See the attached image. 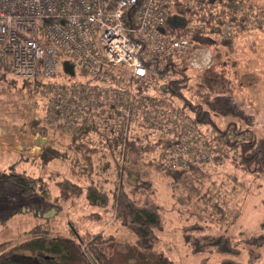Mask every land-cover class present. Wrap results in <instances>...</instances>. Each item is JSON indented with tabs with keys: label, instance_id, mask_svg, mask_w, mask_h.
Instances as JSON below:
<instances>
[{
	"label": "rangeland",
	"instance_id": "rangeland-1",
	"mask_svg": "<svg viewBox=\"0 0 264 264\" xmlns=\"http://www.w3.org/2000/svg\"><path fill=\"white\" fill-rule=\"evenodd\" d=\"M256 1L261 3L263 0ZM239 3L241 7L248 6L242 1ZM256 8V15L259 21L262 20L259 23L264 24V7L258 5ZM255 28L257 27H253ZM252 38V42L235 40V53L221 56L227 61H241L253 73H257V78L253 74L249 78H243L248 82L257 80L243 90L256 104L264 92V28H257ZM220 50L224 53V48L220 47ZM247 55L251 59L246 61ZM212 60L213 64V53ZM173 62L180 66L175 56ZM194 70H185L190 83L194 80ZM74 77L78 78L77 68ZM74 77L63 75V79ZM168 77L176 79L179 72L168 69ZM12 79L9 75L0 77V171L16 173L28 180V185L22 186L8 176L7 179L0 178V251L16 256L15 258L19 254L32 256L34 252L15 245L30 238L31 231L33 234L37 230L42 233L43 228L50 230L52 234L70 236L76 230L85 245L98 235L103 240L111 238L113 243L104 248L107 255L114 252L116 243H134L135 234L116 216V199L123 189L128 194V199L144 202L148 197L153 198L159 207L162 226L155 230L158 238L152 249L154 253L164 255L170 264H200L202 259L206 260V264H222L224 260L227 264H264V245L252 247L247 243L252 236L264 232V123L259 125L254 120L246 122L244 120L250 114L239 117L240 107L224 109L223 101L216 105L217 102L213 100L206 105L211 119L218 124L234 121L237 125L242 123V129L246 127L247 133L253 137V150L257 156L250 169L244 163H238L240 148L237 150L233 142L239 144L241 141L237 142L238 136L230 129L224 132L226 145L220 151L213 136L205 133L215 149L208 163L200 166L201 170L188 169L178 176L158 170L155 165L161 161L167 168L177 167L171 166L172 161L165 162L166 157L156 148L134 158V164L140 166V176L132 171L129 174L131 186L128 187L122 183V167L126 163V155L124 158L121 155H111L112 157H108L111 167L103 170L98 167L107 157L94 155L93 161L97 169L90 171L91 175L87 176L85 172L88 170L80 167L85 159L81 162L75 153L64 151L68 136L57 130L46 133L44 144L55 147L58 155L42 164L39 158L42 145L39 144L35 151L31 143L44 135L41 125H44L47 99L39 83L34 85L21 79ZM171 95L181 103L179 96ZM154 134L151 131L150 136ZM1 135L11 143H3L2 138H5ZM238 153L236 157L233 155ZM220 156L219 160H215L214 157ZM61 176L81 185L82 193L78 194L77 190H72L69 186H62L61 189L57 183ZM91 179L107 192L108 199L105 203H91L87 198L86 185ZM137 184H140L138 189L132 187ZM32 185L33 193L30 196L27 192ZM64 189L68 191V195L64 194ZM148 192L152 194H147ZM207 235L229 237L236 253L220 254L213 249L193 251L184 241V236L202 241ZM44 254L48 255L47 252ZM136 257L135 254L125 258L121 256L120 260L137 264L139 258Z\"/></svg>",
	"mask_w": 264,
	"mask_h": 264
},
{
	"label": "built area",
	"instance_id": "built-area-1",
	"mask_svg": "<svg viewBox=\"0 0 264 264\" xmlns=\"http://www.w3.org/2000/svg\"><path fill=\"white\" fill-rule=\"evenodd\" d=\"M256 9L239 0H0V77L39 83L44 124L78 143L178 129L180 139L159 146L164 161L209 160L215 147L169 96L161 64L175 56L209 68L211 40L260 24Z\"/></svg>",
	"mask_w": 264,
	"mask_h": 264
},
{
	"label": "trees",
	"instance_id": "trees-1",
	"mask_svg": "<svg viewBox=\"0 0 264 264\" xmlns=\"http://www.w3.org/2000/svg\"><path fill=\"white\" fill-rule=\"evenodd\" d=\"M239 1L244 2L248 6H254L257 4L256 7L258 5L264 7V0L261 3H258L256 0ZM183 16L189 17L188 12L183 13ZM261 25L264 24L260 23L255 27H257L258 30H262L264 26L260 27ZM257 28L242 29L239 33L237 32L233 34L231 38L229 37L221 40L210 39L212 53L215 56V62L207 69L194 70V80H192L191 83L188 81L189 75L185 72V70L189 69L190 67L184 61L178 60L180 65L178 66L173 62V58L170 57L168 58V61L161 64V69L165 67V69H172L173 71L179 72L178 78L169 79L168 90V94L171 96V98L172 93L176 94L182 99L181 103H178L172 98V100L175 101L177 107L183 108L187 112H191L192 123L196 127H199L201 131H205L204 134L206 133L209 136L212 135L214 140L218 141L221 137L226 135V133H224L225 131L232 129V133L238 136L237 142L241 141L239 144L231 141L234 143L233 146H235L237 150L240 148V156L237 158L238 163H244L248 169H250V166L256 161L255 159L257 156V153L253 150V137L247 133L246 127L242 129V123L241 125L240 123L237 125L235 122L218 124L209 116V111L206 109V105L207 103H211L213 100L217 102L216 105L218 102L223 101L222 108L224 107V109L240 107L241 112L238 113L239 117H242L245 114H250V116L245 118L244 121L248 122L254 120L259 125L264 123V92L256 104H254L250 96L246 95L247 93L243 92L245 87L253 84L254 81L248 82L243 78H249L252 74L257 78V73H253V71H251L245 64L241 63V61L236 63L233 61V59L229 60L230 62L226 59H223V56L227 55L228 53H235L236 49L233 46L235 40L252 42V36ZM220 47L224 48V53L221 52ZM221 54L223 56H221ZM220 56L221 58H219ZM245 57L246 61L248 58L251 59L249 55ZM5 75L8 76L7 73L2 76L5 77ZM12 80L15 81V79ZM23 81H27L28 83H32L34 85L36 84V82L32 80L24 79ZM41 128L42 133L45 135L49 130H54L48 127L46 124L41 125ZM67 136L68 140L66 141V149L64 151L75 153L78 160L80 159L81 162L82 159H85L83 164L80 163L82 164L80 167L88 170L85 172L87 176L91 175L90 171L94 172L96 169V166L94 165L95 163L93 161L94 155H103L104 157H107L98 167V169L100 168L102 170L111 167L109 164L110 161L108 160V157H112L111 155H121L123 158L125 157L124 155H126V163H123L122 167V183L128 187L131 186L129 174H131L132 171L140 176V166L137 167L134 164L136 162V159L134 161V158H138L144 154L150 153L149 151L154 148L159 149V146L162 148L169 146L170 144L175 143L177 139L181 138L180 131H178V129L172 130L170 132H166L164 130L158 131V133L148 136L146 137L147 139L145 138L143 140L129 139L123 141L119 134H115L112 138H108L106 140L104 139L100 145L101 147H96L89 142L78 143L74 136ZM118 147L122 150V153L120 149L117 150ZM57 155L58 150L51 144H43L41 146L39 158L42 164L47 163ZM233 155L236 157L239 155V153ZM214 158L215 160H219L221 156ZM199 160L201 161L199 162ZM208 161L209 160H205L203 158L197 160L195 158L188 162L186 161L175 169L167 168L162 163V161L157 162L155 166L158 168V170H165L173 176H176V174L178 176V174L182 175V172L188 169L201 170L202 168L200 166L204 163H208ZM11 166L12 164L10 167ZM53 175H55V173ZM7 176L13 180H16V182L22 186L28 185V180H25L24 177L17 175L14 172L10 171L7 173L0 171V178L7 179ZM60 178L61 179H59L57 183H59L61 189L62 186L63 188H67L69 186L72 188V190H77L78 194L82 193L83 189L81 185L70 181L65 176H61ZM132 187L138 189L140 184ZM32 191L33 185L30 186V190L27 192V195L31 196L33 193ZM119 193V198L116 199L118 208V213L116 216L121 220L123 225L128 227V229L135 234L136 239L134 243H116L114 252L110 255H107L106 251H104V248L106 245H111L113 243L111 238H105V240H103L102 237L98 235L85 245L83 238L79 235V233H77L76 230L74 231L73 235L70 236L52 234L50 230L43 228L42 233L37 230V233L33 234V231H31L32 236L19 245H15V247L32 251L34 254H44L47 252L49 255L48 258H50L51 255L57 257L56 261L48 260L46 264H129L125 261L121 262L120 257H130V255L133 254L137 256L136 258H139L138 261H136L137 264H170V261L164 255L154 253L152 249L155 240L158 238L155 235V230L162 226L161 211L154 202L153 198L148 197L144 199V202H139L137 200L132 201L128 199V194H126L123 189H121ZM64 194L68 195V191H65V189ZM85 194L91 203L97 202L101 204L105 203L108 199V194L105 189L97 186V184L92 179L86 185ZM147 194H152V192H148ZM187 237L184 236V241L193 251L213 249L220 254L236 253L234 251L235 248L233 243H231L230 238L227 236L207 235L202 238V241L198 239H188ZM247 243L252 247L263 246L264 232L256 236H252L247 240ZM81 245L86 247L83 248ZM250 250L253 251L251 247ZM250 250L249 255L252 254ZM29 256L31 255L19 254L17 259L19 260L20 258H28ZM15 257L6 253L5 251H0V264H23L21 261H15ZM200 264H206V260L202 259ZM222 264H227V261L224 260Z\"/></svg>",
	"mask_w": 264,
	"mask_h": 264
},
{
	"label": "flooded vegetation",
	"instance_id": "flooded-vegetation-1",
	"mask_svg": "<svg viewBox=\"0 0 264 264\" xmlns=\"http://www.w3.org/2000/svg\"><path fill=\"white\" fill-rule=\"evenodd\" d=\"M235 122V121H234ZM49 255H45V254H34L32 256H29L28 258H20L19 260L17 258H15V261H21V263L23 264H46V262L48 260L51 261H56L57 257L54 256H50V258H48Z\"/></svg>",
	"mask_w": 264,
	"mask_h": 264
},
{
	"label": "crops",
	"instance_id": "crops-1",
	"mask_svg": "<svg viewBox=\"0 0 264 264\" xmlns=\"http://www.w3.org/2000/svg\"><path fill=\"white\" fill-rule=\"evenodd\" d=\"M1 136H3V135H1ZM3 137L5 138V139L2 138V141L4 140L3 143H11V141H9L7 137H5V136H3ZM45 141H46V136L44 134L42 137H40V139H37V138L34 139L31 143V147L33 148V150L36 151L37 146H39V144L43 145L45 143Z\"/></svg>",
	"mask_w": 264,
	"mask_h": 264
},
{
	"label": "water",
	"instance_id": "water-1",
	"mask_svg": "<svg viewBox=\"0 0 264 264\" xmlns=\"http://www.w3.org/2000/svg\"><path fill=\"white\" fill-rule=\"evenodd\" d=\"M182 21V20H181ZM64 71L65 72H68L69 74H72V71L69 69V66H66L65 68H64Z\"/></svg>",
	"mask_w": 264,
	"mask_h": 264
}]
</instances>
